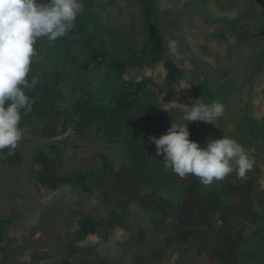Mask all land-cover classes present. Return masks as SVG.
<instances>
[{
    "label": "trees",
    "instance_id": "trees-1",
    "mask_svg": "<svg viewBox=\"0 0 264 264\" xmlns=\"http://www.w3.org/2000/svg\"><path fill=\"white\" fill-rule=\"evenodd\" d=\"M119 1L84 0V8L73 30L52 44L40 38L35 45L37 55L33 58L27 78L30 81L36 77L39 82L34 89L27 90V94L35 98V104L30 113L22 116L21 129L26 132L30 130L29 133L34 136L56 139L57 143L46 145L47 148L40 147L32 154V170L37 187L16 182L11 186V183L5 185L0 182V198L11 200L9 204H0L5 206L0 207V244L10 248L13 246L11 241L16 237L38 228L28 224L19 233L16 231L21 222H26L21 218L29 217L28 214L24 215L25 206L20 200L29 198L34 189L44 187L58 190L64 184H71L90 193L92 188L88 183L96 182L98 197L100 191H104L105 202L98 211L79 212V231L73 235L72 243L67 248L69 259H59L58 263L109 264L108 259H98L92 263L83 256L90 250V243L100 245L112 237L113 230L125 226V222L132 217L130 206L138 201L153 216L167 213L170 207L175 210V206L179 205L181 208L177 211V218L180 234L188 241L201 238L200 247L205 251H200L197 259L206 258L202 264H257L251 249L246 245L253 235L249 234V240L244 237L245 229L255 223L247 227L236 225L233 220L242 217L244 222L252 219L256 221L261 215L256 209L249 213L247 210L242 211L245 206L255 202L253 196H257L256 191H261V187L257 185L259 170H250L243 178L234 170L223 182L224 190L219 193L218 189L203 190L202 183L195 176L180 178L171 170L164 171L163 160H151L156 153L155 146L148 142V137L155 135L159 138L167 132L171 123H176L175 108L166 109L164 100L170 96L169 93L177 84L189 76V72L170 59L165 35L159 23L160 0H130L123 4ZM209 1L215 0H202L203 6L209 4ZM126 11L129 14H124ZM181 13L187 15V10ZM247 21L252 22V26L247 28L242 40L235 38L229 48L228 59L221 68H216L215 72H203V75L210 74L222 79L224 70L235 75L242 66L239 59H242L247 50L250 52L246 62H243V70L248 65L257 68L255 59L264 56V20H258L254 24L253 18L248 17ZM230 23L233 31L242 24L239 20L237 23ZM192 62L196 65L190 74L194 76L192 84H196V90L205 92L203 100L206 103L218 101L220 96L210 89L208 80L199 79L203 77L200 73L206 63L199 64L197 59H192ZM69 66L81 73L80 80L86 81L74 88L70 87L71 94L76 99L64 107L65 84H71L63 71ZM158 66H162L165 71L163 83L151 76H142L139 79L127 77L131 70L155 71ZM102 70H107L109 74L108 84L102 90L88 88L87 80L95 78ZM232 88L235 86L222 80L221 85L214 89L223 92ZM236 89L238 91L237 86ZM138 120H145L146 123L134 124ZM236 121H239V116L233 122ZM220 122L224 123L225 120L220 118ZM220 122L217 120L215 124ZM210 126L213 127L214 124ZM69 131L76 139L86 141L83 147L95 146L101 139L111 146L124 142L129 146V155L134 157L135 162L150 164L147 170L135 175L136 184L140 187L129 188L127 184L131 185L132 175L118 172L114 174L112 165H107L106 156H100L103 154L96 155L94 159L96 169H80L70 175L61 176L66 164L62 147H66L67 142L62 139ZM138 140L140 143L136 146ZM142 152L150 159L144 160ZM0 163L5 167L20 166L23 164V153L18 146L13 155H8L7 149L0 151ZM166 177L172 182L168 184L169 188L165 182ZM144 184L154 187L152 190L145 189ZM162 188L166 191L165 197L163 195L164 198L155 199L154 194ZM173 197L179 200L178 204H175ZM131 199L133 202L128 206ZM35 205L36 202L33 201L31 207ZM256 223L260 224L259 219ZM164 225V222H160L161 228ZM32 234L34 235L33 232ZM89 237H97L99 240L91 241L87 245L85 241ZM36 244L41 246L40 240ZM22 251L23 249L19 254ZM29 253L32 257L31 252ZM39 253L41 254L39 250L34 251L35 260L38 264H45L47 257Z\"/></svg>",
    "mask_w": 264,
    "mask_h": 264
},
{
    "label": "rangeland",
    "instance_id": "rangeland-1",
    "mask_svg": "<svg viewBox=\"0 0 264 264\" xmlns=\"http://www.w3.org/2000/svg\"><path fill=\"white\" fill-rule=\"evenodd\" d=\"M125 1L130 0H120L119 2L123 4ZM116 10L118 9L116 8ZM183 10H187V15H182ZM124 14H129V12L126 11ZM158 14L161 19L159 23L165 35L166 46L168 39L178 43V55H169L170 59L189 72V76L177 84L169 93L170 96L164 100L166 109L175 108L176 123H182L180 106L176 103L187 105L199 98L206 103L203 100L205 92L200 89L196 90V84H192L194 76L190 75L196 66L192 59L200 61L199 64L206 63L201 73L199 70L203 76L199 79H207L210 89L220 96L218 101L225 106V112L220 118L225 122L221 123L219 118L218 122L220 123H216L213 127L205 122H193L188 125L189 139L193 138L192 140L198 142L202 147L209 139H219L222 136L234 139L243 146L253 161L251 170L257 169L260 172L257 185L261 187L263 194L260 190L256 191L257 196H253L256 203L252 202L251 205L245 206L242 211L247 210L249 213L250 210L256 209L261 215L256 221L252 219L250 222H244V218L239 217L235 218L233 223L247 227L255 223L254 226L245 229L244 237L249 240V234L253 235L248 241L249 243L246 242L247 248L251 249L257 264H264V56L255 59V64H258L257 68L248 65L243 70L245 66L243 62H246L250 52L247 50L242 59H239L242 66L235 75H230L225 70L222 71V79L210 74L203 75V72H215L216 68L220 69L221 65L228 59L227 54L235 38L238 37L242 40L248 30L247 28L252 26V22L248 23L247 21L248 17L253 18L254 24L258 20H264V0H215L209 1V4L204 6L202 0H160ZM238 20L242 24L236 26L235 31H233V25L230 22L237 23ZM139 46H141V41ZM258 52L261 53L262 51ZM138 71V69L131 70L127 77L139 79L142 76H151L160 83L165 80V71L162 66H158L155 71L150 69ZM63 74L66 79L68 77L67 80L71 84L69 85L68 82L65 84V102L63 104L65 107L76 99L71 94L70 87L74 88L75 85L82 84L86 80H80L81 73L70 66L64 69ZM108 75L107 70L100 71L95 78L87 80L88 88L95 89L94 91L102 90L108 84ZM222 80L228 81L235 88L225 89L223 92L214 89L221 85ZM238 116L239 121L233 122ZM142 123L145 124L146 121L138 120L134 124ZM29 132L30 130L22 131L23 136L18 144L23 153V164L16 167H5L0 163L1 183L5 185L11 183L13 186L16 182L17 184L36 186L37 183L32 170V154L40 147L47 148L57 142L56 139H45ZM62 140L67 142L65 143L66 147H62L65 152L66 164L61 176L70 175L80 169L85 171L96 169L94 159L96 155L103 154L100 156H106L107 165H112L114 174L118 172L132 175L131 185L127 184V186L133 189L140 187L136 184L135 175L140 171L147 170L150 165L135 162L134 157L129 155V146L124 142L111 146L104 139H101V141L96 142L95 146L83 147L86 141H80L71 136V131ZM139 143L140 140L135 145L137 146ZM141 154L144 160L150 159L143 152ZM157 159L161 162L163 156L154 155V159L151 160ZM227 177L229 175L223 180L214 181L210 185L202 184L203 190L215 191L218 189V192L221 193L224 190L222 184ZM33 179H35V183H33ZM165 182L169 188L168 184L172 182L168 177H166ZM88 186L92 188L90 193H86L71 184H64L58 190L39 187L31 192L29 198H22L20 202L25 206L24 215L28 214L29 217L21 218L26 222H21L16 231L19 233L28 224L34 227L38 226V228L32 231L34 235L30 232L16 237L15 240L11 241L13 246L10 248L0 244V264H38L34 258V251L37 252V250L47 257L45 264H60L58 263L59 259H69L67 248L72 243L73 235L79 231L81 219L79 212L81 210L93 212L96 209L98 211L101 209L99 207L102 206V203L105 202L104 191L101 190L98 197L99 191L97 192L98 184L96 182H90ZM143 187L152 190L154 186L144 184ZM165 192L164 188L159 190L154 194L155 199H162ZM101 195L102 197H100ZM173 199L175 204L179 203L178 199L175 197ZM10 201L6 198H0V204H9ZM33 201L36 202V205L31 207ZM132 202L131 199L128 206ZM141 203L136 201L130 206L132 210L131 219L125 222V226L113 230L112 237L107 241L100 245H93L90 242L98 241L99 238L89 237L85 243L87 245L90 243L91 248L83 258L92 263L98 259H108L109 264H154V262L156 264H202L203 260H206L204 257L197 259L200 251H205L200 247L201 238L196 237L195 240L188 241L183 239L180 234V224L177 218V211L181 208L179 205L175 206V210H171L170 207L167 213H157L153 216L152 212L144 210L140 206ZM164 205L167 207V204ZM0 207L5 206L0 205ZM21 219L20 221H22ZM258 219L260 224L256 223ZM160 222L165 223L163 228L160 227ZM28 240L29 242H27ZM37 240H40L41 246L36 244ZM22 249V253L19 254ZM29 252H31L32 257ZM41 254L39 253V255Z\"/></svg>",
    "mask_w": 264,
    "mask_h": 264
},
{
    "label": "clouds",
    "instance_id": "clouds-1",
    "mask_svg": "<svg viewBox=\"0 0 264 264\" xmlns=\"http://www.w3.org/2000/svg\"><path fill=\"white\" fill-rule=\"evenodd\" d=\"M84 0H0V151L13 155L22 139L21 120L32 111L35 98L27 94L38 84L29 81L35 45L40 38L49 44L67 35L76 26ZM168 54L178 55V43L167 41ZM182 123H171L167 132L148 137L156 156H163L164 171L180 178L191 175L204 185L223 180L234 170L241 178L253 161L236 140L226 136L209 139L205 146L189 139L188 125L193 122L214 124L225 112L219 101L204 103L197 99L179 104Z\"/></svg>",
    "mask_w": 264,
    "mask_h": 264
}]
</instances>
